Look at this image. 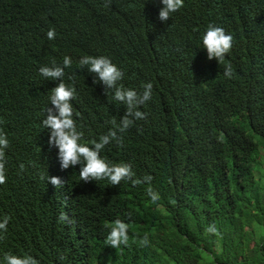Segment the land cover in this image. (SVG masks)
<instances>
[{
  "label": "trees",
  "instance_id": "1",
  "mask_svg": "<svg viewBox=\"0 0 264 264\" xmlns=\"http://www.w3.org/2000/svg\"><path fill=\"white\" fill-rule=\"evenodd\" d=\"M162 7L160 0H0V131L9 139L0 217L10 218L0 256L30 253L40 264H264V0H184L166 21L158 18ZM210 24L233 38L224 62L208 59L202 45ZM66 55L64 82L77 90L74 119L85 142L117 130L103 155L130 163L141 183H85L79 166L61 169L41 124L59 81L38 69ZM83 55L108 56L125 88L142 93L152 84L151 99L137 109L143 119L131 116L118 131L126 106L93 83L95 74L79 66ZM148 188L159 194L156 203ZM117 219L129 225V242L114 249L105 237Z\"/></svg>",
  "mask_w": 264,
  "mask_h": 264
},
{
  "label": "clouds",
  "instance_id": "2",
  "mask_svg": "<svg viewBox=\"0 0 264 264\" xmlns=\"http://www.w3.org/2000/svg\"><path fill=\"white\" fill-rule=\"evenodd\" d=\"M163 7L158 12V18L166 21L172 13L183 7L184 0H160ZM46 36L52 40L56 36L54 28H50ZM232 36L227 34L221 27L208 25L201 41L207 51L208 59H216L224 62L226 54L232 47ZM79 66H87L90 73L95 74L93 83H101L106 93L111 90V98L114 102L122 103L126 106V114L121 118L118 127L119 132L126 131L133 123L129 117L143 119L144 113L140 112L138 106L151 99L152 84L150 82L142 85L143 92L138 93L135 89L125 88L119 82L123 79V72L108 56L83 55L79 59ZM72 65V58L64 56L61 63L55 60L51 64H44L38 71L44 80L59 81L56 87L50 90L48 95V105L45 109V118L41 121L42 127L48 129V145L57 149V158L62 170L79 166L80 181L88 183L90 181H107L111 186L119 185L121 181H131L133 184L141 183L135 179L133 167L128 162H113L103 155L105 148L118 140L117 130L110 129L106 134L100 135L97 139L85 142V133L74 119V108L72 101L77 96V90L73 84L64 82L65 70ZM224 75H232L231 65H226ZM51 105V106H49ZM9 146L7 135L0 131V185L6 181V149ZM24 169V165H20ZM46 179L55 187L64 185V181L58 176H47ZM151 176H144L143 182H150ZM147 196L152 203L159 200V194L151 188L147 190ZM9 217H0V240L7 232ZM60 221L68 219L66 213H61ZM208 232L216 231L214 226H209ZM129 242V225L122 220H115L110 227L105 244L108 247L117 249ZM144 245L147 240L142 241ZM0 264H40V261L30 253L20 255L4 253L0 256Z\"/></svg>",
  "mask_w": 264,
  "mask_h": 264
}]
</instances>
